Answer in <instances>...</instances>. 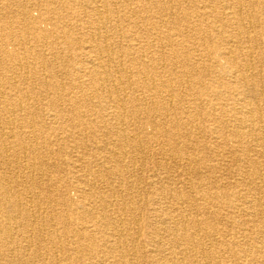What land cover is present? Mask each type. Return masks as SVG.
I'll return each instance as SVG.
<instances>
[{
    "label": "bare ground",
    "instance_id": "6f19581e",
    "mask_svg": "<svg viewBox=\"0 0 264 264\" xmlns=\"http://www.w3.org/2000/svg\"><path fill=\"white\" fill-rule=\"evenodd\" d=\"M83 1L56 0V2L53 1L46 5L45 14L47 15L43 16L41 13L39 17H34L31 12H28L26 9L29 5H25L22 0H0V264H32L33 262L30 260L34 258L36 259L38 256L48 264H105V261L97 257L110 254V252L114 254L111 256L113 259L112 263L110 262L111 264H140L139 257L141 255H139L137 251V242L143 234L144 228H142V214L134 213L137 211L136 205H138L140 201L134 197V194L129 192L127 196L125 195L126 197L119 199L117 202H113L110 199L107 200L105 196L96 190V184L90 179L91 174H80L78 179H80L81 185L84 186L83 188L86 195L88 191L89 193H92L93 191L97 193L96 196L90 194V197H94L95 200H98L100 203V209H93V211H91L87 203L69 200L64 202L66 212L63 216H58L56 214L53 219L42 224V226L37 227L34 225L42 222L43 217L46 214L53 216L52 211H54L55 202L50 199V201H45V198L48 192L58 193L59 191L57 187L55 188L53 186L54 188L49 189L48 186L35 182L34 172L40 171V174L45 176L46 170L44 166L46 165V160L44 157L37 155L42 149L45 141L41 140V130L37 125L39 122L36 123L37 120L33 119L34 110H31L32 96L29 93L30 70L35 73L38 72L40 76L37 79L43 86L45 85L48 87L47 85L54 84L52 79L53 75L49 73L42 74L41 70L44 69L43 67L60 65V75L69 76L73 75V66L76 65H69L70 63L63 58L51 63L50 60H48L46 51L56 53L62 49L69 52L73 50H81L85 59L82 64L76 65L78 66L77 70L80 71L79 69H81L80 72H84L85 74L91 73L100 78L102 82L94 88V96L103 95L102 97H106V101L107 98H109L107 102H112L114 108H116V121L111 125L105 124L100 132V136L95 138V142L98 139L104 140L105 138H108V144L114 147L111 148L107 146V144H101V146H99L94 143L92 145L93 155L96 157L95 166L98 169H102L100 170L101 173L99 177L103 175V178H99L98 180L106 184L108 190L112 193H116L120 189L123 190V187L126 185L127 187L129 186V182L125 176L129 177L132 174L127 172V166L129 164L136 165L141 159H143L140 156V153H142V150L144 149L145 141H143L141 137H138L139 134L134 138L128 136L125 127V117L131 116L136 111L140 110L142 104L145 102L137 97L126 98L128 97V89L131 90L134 85V82L131 81L132 78H134L133 76L137 75L139 78L143 77L151 79L150 86L147 84V81L143 86L141 85V89L147 94H158L159 90H161L165 92L164 98L168 99V104L170 103L172 106V103L174 102L173 89H175V86L169 73V69H165L166 78L160 81L159 86L156 85L155 78L151 75V72L157 70L156 65L154 61H151V59L147 60L146 58L147 53H153V51H147L145 48H136L138 44L136 45L132 39H126L127 42L125 44L118 43L117 46L122 47V50H120L122 52H132L131 50L134 49L133 52L135 55L133 58L130 57L132 59H129V61H131L129 64L132 66H139L127 68L125 67L127 64L125 59L121 58L123 55L121 57L117 56L118 53L115 51V43L109 41L108 34H105L108 29L117 32L120 29V25H123L124 22H128L129 24L134 23L136 25L142 22L145 18V11L148 9H150V11L153 10V4L158 5L160 13L164 10L169 11V9L173 7L168 3L169 1L136 0L141 3L140 5L138 4L141 7L134 9L131 6L132 9L129 10H124L117 4L119 3L121 6L132 5L134 0ZM29 2L34 7L39 5L36 1ZM86 2H88V4ZM186 2H189L192 8L191 12H184L179 15L171 11V13H167L168 16L175 15L170 17L171 19H174L172 29L174 30L175 28L177 31L181 29L185 30L192 38L194 46L197 45V47H204L205 45H208V47L204 54V58L202 54L193 55L190 52L182 54L186 60L191 61L184 70L182 82L191 80L194 83L197 81L200 85L198 88V90H200L198 93L200 94H194L193 97L196 99L199 97L203 99L204 97L206 100V95L214 96V102H206L207 105H212V109L216 111H212L211 115L208 114L206 118L208 122L206 128L209 134H215V140L217 142H225L229 138L226 137V134L224 133L223 125H226V127L228 125L233 127L234 130L232 136L240 138L241 131L239 128L242 127V125L248 126V123H246L247 119L244 117L241 119L237 118V120L234 121H228L229 119H226V121L222 119L223 115L221 111L224 110V106L221 102L223 99L222 91L219 89L223 75L226 77H228L227 75L229 74L233 75L234 72L231 69L238 67L237 58L234 57V52L239 46L233 45L232 42L234 39L230 36L227 28L224 27V31L220 30L214 22L217 18L223 19L224 15L226 17L233 15L235 21H238V19L241 20L243 18L244 13H247L246 16H250V23H255V25L260 28V33L258 32V34H264L263 27H260V23H264L262 22L263 18L260 12V8L264 6V0H186ZM58 5L60 6L59 8L63 9L54 13L55 10H57ZM199 7H201V9H199ZM164 16L162 17V20L164 19ZM64 19L69 20V27L60 30L59 28L62 26H59L58 24ZM78 22L79 25H81L83 32L75 36L72 27ZM43 23H46L47 26L49 25L52 28H44L42 26ZM87 23H89V25L86 27L85 24ZM143 24H145L144 21ZM241 24L243 25V22ZM146 25L148 27L150 25L149 28L152 29H157L159 27L156 23H151V21ZM245 29L247 30V28ZM105 30L106 32H104ZM224 32L227 33V35L223 36ZM240 33L239 35H241ZM248 34H250V31ZM152 35L153 34H151V36ZM160 35L161 37L159 38L166 41L165 39H167V36L165 34ZM57 37L63 38L61 46L57 44L58 46L54 47L46 43ZM29 38L41 42L42 45L40 44L41 46L36 48L26 47L27 39ZM154 42L157 41L154 40ZM152 44L154 43L152 42L151 45ZM151 45L150 47L148 46L149 49H152ZM192 50L194 49L192 48ZM169 51V48L164 45L159 50H154V53L158 52L160 56L166 57V61L164 62L166 66L169 63L168 59L170 57L167 55ZM30 53L33 55L34 59L31 62H27V55ZM171 57L173 60H177L180 55H178L177 52H173ZM250 59L251 62L254 61L252 57ZM223 60H226L224 65H222ZM205 77H209V82L207 84L204 83V79H206ZM94 80L95 78H93L92 82ZM107 80L110 82L112 81V83L114 82V84H107ZM62 86H64V84ZM74 86L82 89L84 85L79 83L76 78ZM91 86L92 83L90 87ZM122 91L124 92V95L122 94ZM62 93H59L58 95L64 97ZM233 93L235 94L234 91ZM153 97H155V99L158 98L155 94ZM60 102H62V99ZM127 103H131V105L127 106ZM174 106L177 105L175 104ZM99 108L102 109L97 105L95 111ZM177 108H179V110H176L180 117L178 118L174 113L172 118L179 121L172 125V128H170V126L167 127L164 136L168 139V148H161L162 151L160 150V152L163 153L166 158L171 157L172 160L176 159L178 162L177 165H185L191 169L197 159L193 157H184L182 155V148L179 147L180 144L178 139L182 138V136L188 141L190 139L193 140V137L198 139L200 131H197V129L199 125L195 123V119H192L188 110L181 105ZM51 110L52 108H50V112L53 113H49L48 117L51 116L52 120H56L55 122L65 116L79 117L82 115L80 122L70 124L71 129H75L77 126L85 127L81 125H87V127L90 128L92 124H98L97 122H89L90 119L88 121L85 119V114H81L83 111L81 106L75 105L61 110ZM247 111L248 113L250 112L249 110ZM83 113L85 112L83 111ZM211 120L214 123H211ZM250 121L251 124L249 127L252 132L264 130V123L262 120V122H255L254 119H250ZM80 127L76 129H79ZM76 132L74 134H76ZM78 134L80 135V133ZM160 135L162 136V134ZM76 141L69 142L71 144H69L70 148L76 149L84 145L83 143L80 144ZM57 144L60 149L66 147V141H61L54 145L56 146ZM186 145L191 146L193 144L187 143ZM199 146L200 145L198 144H194L193 149H197ZM183 147L185 146L183 145ZM239 147L242 148L241 145L234 148L231 160L241 162L246 166H251V168H249L251 186H244L246 174L242 175V178L244 177L243 179L236 180L234 185L239 187V190H237L239 193H246V195L240 199H234L231 198L232 193L230 192L228 193L221 190L219 194L206 190L205 193L200 194L203 204L201 203L199 206H195V204L194 206L191 205L192 198L189 195L180 197L175 203L172 201L159 202V206L155 208L154 212L150 213H153V215L157 214L156 217H159L157 221L160 225H163L161 227H166V230L159 235L150 237L149 241L150 243L155 244V248L150 251L151 254L146 256L147 260L145 259V264H264V260L261 263L257 261L255 257L256 255L264 256V192L261 191L262 194H259L258 196L254 194L247 195L252 189H260V187L264 185V174L260 172V169L264 170V162L253 160L251 159L252 157L245 156L244 154L239 155ZM133 153H135V155L131 156ZM261 153L264 155V149ZM23 158H25V161H23ZM147 159L149 158L147 157ZM218 160L216 159V161ZM224 160L225 159L222 161ZM140 166L142 167V164ZM168 167L171 168L169 164L162 168L168 169ZM16 168L23 171H29L30 173V181H27V183L24 184L19 183L20 186H17L19 187L17 190L15 184L20 170L15 172ZM3 170H6L7 172L12 170L13 173L10 174V176H7L2 174ZM130 178H132V176ZM42 179H44V177ZM224 179L223 176L199 178L198 182H193L191 180L190 182L185 181L184 187L189 188L192 192H199L204 189H211V187L214 186L225 185L226 183L223 181ZM134 185L133 187H135ZM179 191L180 190H177V192ZM254 191H252V193H254ZM235 200H239L236 206H234ZM7 204H10L13 209L11 214H6L3 211ZM214 205L220 206L214 210ZM221 205L225 207V213H222L221 210L218 209L221 208ZM127 208L129 209V212H127ZM194 209L198 211L201 217L192 215L191 210ZM166 210L168 212H165ZM176 211L184 214L182 221H177L175 219L174 213H177ZM208 213H212L214 216H219L222 219V222H209L205 218ZM239 214H243V217H246L238 220L236 216ZM79 221L86 224L88 223V225H84L83 223V226H81L83 229H81L80 226L79 229L74 228V225L79 224ZM32 225L33 227L30 228ZM48 225L50 228L47 230ZM235 228L237 231H235ZM65 232L68 234L72 233V236L63 241L62 239ZM236 232L242 235L245 239L241 241L238 240L236 238ZM249 232L255 234L254 239L246 238V234ZM22 234L27 236L25 247L30 250L32 249L31 253L34 251L32 254L23 252V249H26L24 245H22V242H20L21 240L19 241L18 239ZM49 243L52 247H56L55 251L50 250L52 247L47 245ZM37 245L44 246L47 249L42 253H38L34 250L35 248H38ZM6 250L8 253H5ZM166 251L168 252L166 253Z\"/></svg>",
    "mask_w": 264,
    "mask_h": 264
},
{
    "label": "rangeland",
    "instance_id": "374dc122",
    "mask_svg": "<svg viewBox=\"0 0 264 264\" xmlns=\"http://www.w3.org/2000/svg\"><path fill=\"white\" fill-rule=\"evenodd\" d=\"M22 1H23V3H25V5L26 4L29 5L28 7H26V9L28 12L30 11L34 17H39L41 15V13L43 14V16L47 15V14H45L46 5L53 2V1L56 2V0H29V1H36L37 4H39V5L34 7L27 0H22ZM79 1L81 2L83 0H79ZM85 1L86 0H84L83 2H85ZM168 1H169L168 3L171 4V6H173L169 9V11L164 10V11H162V13H160V10L158 9L157 4L152 5L153 10L150 11V9H148L147 11H145V13H144L145 18L143 19L145 24H143V21L138 23L139 25L138 24L136 25L134 23L129 24L128 22H124L123 25H120V29L117 32L113 31V30L110 31L109 29L107 30V32H106V30L104 31V32H106L105 34H108L109 41H112L115 43V51L118 53L117 56L121 57L123 55L121 58H124L126 63L129 65L128 66L126 64L125 67L131 68L134 66L135 67L139 66V65L132 66L131 64H129V63H131V61H129V59H132L135 55V53L133 52L134 49L131 50L132 52L127 51V53H126L125 51L124 52L120 51V50H122V47L117 46L118 43L125 44L127 42V40L132 39V41L136 45L138 44L136 46V48H145L147 51H150V50L153 51V53L152 52L147 53L146 59L147 60L151 59V61H154L155 65H156L157 70L155 72H151V75L153 76V78H155L156 85L159 86L160 81H162L166 78L165 69L168 68L169 73H170L171 78H172V81H173V84L175 86V89H173V91H174L173 92L174 102L172 103V106H171L170 103L168 104V99L164 98V95H165L164 91L159 90L158 94L154 93L156 96H158V98L155 99V97H153L154 94L149 95L141 89V85L143 86L146 83V81H147V84L150 86V84H151L150 78L149 79L143 78V77L139 78L137 75H134L133 76L134 78H132V80L130 79L131 81L134 82V85H133V88H131V90L128 89V95H127L128 97H126V98L137 97V98H140L143 102L144 101L145 102L142 104V108L140 110L136 111L131 116L125 117V127H126V131H127L126 133L128 134V136H130L132 138H134L136 135L138 136V134H139L138 137H141L142 140L145 142H144V149L142 150V153H140L141 154L140 156L143 159H141L138 162V164L139 163L142 164V167L140 166L141 164H139V165L138 164H136V165L132 164L133 166L131 164H129L126 168L127 172L132 174L131 175L132 178H130L131 176H129V177L125 176L129 182V184H128L129 186L127 187V185H126L123 187L124 192L122 189H120L116 193H112V192H110V190H108V187L106 184H104L102 181L98 180L99 178H103V175L99 177V175L101 173L100 170H102V169H98L95 166L96 157H94V155H93L92 145L94 143H95V145H99V146H101V144H105V145L107 144V146H109L111 148L114 147V146L108 144L109 143L108 138H105L104 140L98 139V140H96V142H95V138L100 136V132H101L102 128L105 126V124L111 125L112 123H114L116 121V119H115L116 115L115 114L117 112H116V108H114V106H113V103L107 102L109 100V98H107V101H106V97L103 98L102 97L103 95L102 96H94V94H93L94 88H96L98 86V84H100L102 82L100 80V78L96 77L94 74H91V73L85 74L84 72H80L81 69H79L80 71L77 70L78 66H76V65L82 64L84 59H85L83 52L81 50L80 51L73 50L74 52L73 51L69 52L65 49H62L61 51H58L56 53H53L52 51H46V55L48 57V60H50L51 63L52 62L54 63L55 60L58 61L60 58H63L64 60H66L70 63L69 65H75L76 64L75 66H73L74 68L72 67L73 68V75H69V76L60 75L61 74L59 71L61 68L60 65L43 67L44 69L41 70L42 74L43 73H49V74L53 75L52 79L54 81V84L47 85L48 87H46L45 85L43 86L40 83V81L37 79L40 76V74L38 72L35 73L34 71L30 70V77H29V80H30V92L29 93L32 96L31 110L32 111L34 110L33 111V113H34L33 119L37 120L36 123L39 122L37 125L39 126V128L41 130L40 131V134L42 137L41 140L45 141V143L42 147L43 150L41 149L39 151V153L37 154L38 156L44 157L46 160L45 161L46 165L44 166V168L46 170V171L44 170L45 176H42L40 174L41 173L40 171L34 172L35 182H38L40 184L42 183L43 185L48 186L49 189L57 187L58 191H59L58 193H56V192L49 193L48 192L46 195V198H45V201L51 200V201L55 202L54 203V211H52L53 216L46 214L43 217L42 222H39L38 224H34V225L37 227L42 226V224L48 222L50 219H53L56 214L58 216H63V214L66 212V206H65L64 202H67L69 200H72L74 202H85L88 204V207H89V209H91V211H93V209H100V203L98 202V200H95L94 197L93 198L90 197V194H94V196H96L97 193L94 191L92 193H89V191H88V193L86 195L85 190L83 188L84 186L81 185V181H80V179H78L80 174H91L90 179L92 180V182L94 184H96V187H97L96 190L100 194L105 196V198L107 200L110 199L113 202H117L119 199H123V197H126L128 192H129V193L134 194V197L140 201V203L138 205H136L137 211L134 212L136 214H139V213H140V215L142 214L141 215L142 216V226H143L142 228H144L143 234L140 236L139 241L137 242V251H138L139 255H141L139 257L140 264H145V259L147 260L146 256L151 254L150 251L155 248V244L150 243V241H149L150 237H154L155 235H159L166 230V227H161L163 225H160L159 222L157 221L159 219V217L158 218L156 217L157 214L153 215V213H150V212H154L155 208L157 206H159V202L172 201L175 203L176 200L180 199V197H183L184 195H186V196L189 195L192 198L191 199L192 200L191 205L194 206V204H195V206L196 205L199 206L201 203L203 204V200L201 199L200 194L205 193L206 190L213 192V193L216 192L219 194H220V191L223 190L225 192L232 193L231 198L240 199L244 195H246V193L245 194L239 193L237 191V190H239V187H236L234 185V183L238 179H243L244 177L242 178V175L246 174L245 175L246 181H244V186H251V183H250L251 179L249 176L250 175L249 168H251V166H246L245 164H242L241 162L231 160V158H232L231 155H232V153H234V151H233L234 148L241 145L242 148L241 147L238 148V149H240V150H238L239 155L244 154L245 156L252 157L251 159H253V160H256V161L260 160L261 162H264V155L261 153V151L264 149L263 148L264 147L263 146L264 145V133H263L264 130L252 132L250 130V127H249L251 124L250 119H252V120L254 119L255 122H259L262 120L264 123V34H261L262 36L258 34L260 28L258 26H256L255 23L254 24L250 23V21H251L249 19L250 16H246L247 13H244L243 18L241 19L242 21L240 19H238V21H235V19L233 18L234 17L233 15H230L229 17H226L224 15L223 19L217 18L215 20L213 18L215 20L214 24L217 26V28H219L220 30H223V31H224V29H223L224 27L227 28L230 36H232L234 39V41L232 42L233 45L239 46L238 49L235 50V52H234V57L237 58L236 60L238 62V64H237L238 67L231 69L234 72L233 75L229 74V75H227L228 77L223 75V77L221 79L220 87H219V89H221V91H222L223 99L221 100V102L224 106L223 107L224 110L221 111V113L223 115L222 119H224V120L229 119L228 121H234V120H237V118L241 119L242 117H244L247 119L246 123H248V126L242 125V127L239 128L241 131L240 132L241 133L240 138H235L234 136H232V133L234 130L233 127H231L228 124H227L228 125L227 127H226V125H223L224 133L226 134V137H229V138L227 139V141H225V142L223 141V142L219 143L215 140L216 139L215 134H211V133L209 134L207 132L208 130L206 128V126L208 124V122L206 120L208 114L211 115L212 111L216 112L212 109L213 108L212 105H210V104L207 105L206 102L207 101L209 103H210V101L214 102V100H215L214 96H209V95L207 96L206 95L205 96L206 100L204 99V97H203V99H201L200 97L196 99L193 97L194 94L195 93L200 94V93H198L200 91V90H198L200 85L197 83V81H195L194 83L191 80L186 81V82H182V78L184 77L183 76L184 70L188 66V64L191 62V61L186 60L182 56V54L188 53V52H190L193 55L194 54H202L203 58H204V54L207 51L208 45L207 46L205 45L204 47H197V45L194 46L192 38L189 36V34L185 30L181 29V30L177 31V30H175L174 27H173L174 30L172 29V25H174V19L173 18L171 19L170 17H173L175 15L168 16L167 13L174 12V13H177L179 15V14H183L184 12H191L192 8H191L189 2H186V0H168ZM171 2H173V3H171ZM86 3L88 4V2H86ZM86 3H84V4H86ZM138 4L140 5L141 3L139 1L134 0V3H132V5H124V6L122 5L123 7L119 3L117 5L124 10H129L132 8L136 9L137 7L140 8L141 6H139ZM217 5L220 6L219 4H217ZM131 6H132V8H131ZM59 7L60 6L58 5V8H57V10H55L54 13H56L58 10L60 11L63 9V8L61 9ZM164 8H165V2H164ZM263 8H264V6L260 8V12H261L262 18H263L262 22H264V11H263L264 9ZM199 9H201V7H199ZM142 15H143V13H142ZM163 16H164V19L162 20ZM148 17H149V19H148ZM83 20H85V19H83ZM150 21H151V23H156L159 27L157 29L149 28L150 25L148 27L146 24H148V22L150 23ZM170 21H171V23H170ZM85 22H87V21H85ZM242 22H243L244 26L241 24ZM235 24H237V25H235ZM58 25L62 26L61 28H59L60 30L66 29V27H69V20L64 19ZM77 25H79V22L76 23L74 25V27H72V31H73V34L75 36H77V35L81 34V32H83V30L81 29L82 28L81 25H79V26H77ZM85 25L87 27V25H89V23H87ZM143 25L144 26L146 25V26L144 27ZM260 25H261L260 27H263V33H264V23H260ZM42 26L44 28H47V27L52 28L49 25L47 26L46 23H43ZM245 28H247V30L250 29L249 30L250 34H248L249 31H247ZM122 30L123 31L125 30L127 32H125V31L123 32ZM157 31H158V33H157ZM253 31H255V32H253ZM161 32H163V33H161ZM239 33L241 35H239ZM151 34H153V35L151 36ZM160 34H162V35L165 34L167 36V39H165L167 42L164 41L162 38H159V37H161ZM224 35H227V33L224 32L223 36ZM154 40L157 42H154ZM62 42H63V38L57 37V38H54V40L51 39L46 43H48L54 47H57L58 45L61 46ZM152 42L154 44L151 45ZM237 43H238V45H237ZM40 44L42 45L41 42H37L34 39L29 38V39H27L26 47L36 48V47L41 46ZM150 45L152 46V49H149ZM163 45L167 46L170 50L169 53H167L168 57H170L168 59L169 63L167 66L164 64V62L166 61L165 60L166 57L160 56V54H158V52L154 53V50H159ZM171 45H172L173 49L171 48ZM240 45L242 46V48ZM254 47H255V50H254ZM192 48L194 50H192ZM173 52H177L178 55H180L179 59L173 60V58L171 57ZM52 56L55 59H53ZM130 57H132V58H130ZM163 57H164V59H163ZM194 57H193V60H194ZM251 57H252V59H254V61L252 60L253 62H251V59H250ZM33 59L34 58H33V55L31 53L27 55V62L28 61L31 62ZM225 62H226V60H223L222 65H224ZM246 64H248V65H246ZM175 68H177V69H175ZM237 68H238V70H237ZM114 69H115V67H114ZM247 71H249V72H247ZM244 74H245V76H244ZM76 78L78 79L79 83H82V85H84L82 87V89L76 88L74 86ZM79 78H81V79H79ZM93 78H95V80L92 82ZM205 78L206 79H204V83L207 84L209 82V79H208L209 77H205ZM112 79H113V77H112ZM188 79H190V78H188ZM252 81H253V83H252ZM90 82L92 83L91 87H90V85H91ZM107 82H108L107 84L112 83V81L110 82L108 80H107ZM84 83H86V84H84ZM244 83H245V85H244ZM63 84H64V86H62ZM113 84H114V82L112 83V85ZM246 84H247V86H246ZM81 90H82V92H81ZM233 91L235 92V94L233 93ZM59 93H62L64 95V97L59 96L58 95ZM123 93L124 92L122 91V94ZM237 94H238V96H237ZM92 96H94V97H92ZM61 99H62V102H60ZM57 101L59 104L57 103ZM151 104H153V105H151ZM175 104L177 106H174ZM75 105L81 106V109L85 112V113H83V111H82L81 114H85V119L87 121L90 119L89 122H91V123L97 122L98 124L97 125L92 124V126H90V128L87 127V125H81V126H85V127L77 126L76 128H78V127H80V128L79 129H76V128L71 129L70 124H75V122H77V123L80 122L82 115L79 117H77V116H75V117L65 116L63 118H60V120L57 122H55L56 120L55 121L52 120L51 116L48 117L49 113H53V112H50V108H52V110L55 111V110H61L63 108H67V107H73ZM94 105H95V107H94ZM97 105L100 106L102 109L99 108V109H97V111H95ZM130 105H131V103H127V106H130ZM180 105L189 111L192 119H195L196 120L195 123H197L199 125V127L197 129V131L198 130L200 131L198 139L193 137V140L190 139L188 141V140H186V138H184V136H182V138L178 139V142L180 144L179 147L182 148V152H181L182 155L184 157H188V158L193 157V158L197 159L196 163H194L192 165L191 169H190V167H187L185 165H180V164L177 165L178 162L176 161V159L172 160L171 157L166 158L163 155V153L160 152L161 148H163V149L168 148V144H167L168 139L166 136H164V133L167 130V127L170 126V128H172V125H174L176 122L179 121L177 119H173L172 115H174V113H175L178 118L180 117L177 113L178 112L177 110H179V108H177V107L178 106L180 107ZM83 107H85V108H83ZM242 109H243V111H242ZM149 110H151V111H149ZM247 110L250 111L249 112L250 114L248 113ZM37 111H38V113H37ZM35 113H36V115H35ZM137 114H139V115H137ZM168 114H169V116H168ZM248 119H249V121H248ZM212 122L213 121L211 120V123ZM47 126H48V128H47ZM248 131H250V132H248ZM75 132H76V134H74ZM136 132H137V134H136ZM78 133H80V135ZM160 134H162V136ZM61 141H66V147H64V148L62 147L60 149L58 144L56 146L54 144L59 143ZM70 141L71 142L76 141V142H79L80 144L83 143L84 145H82L80 148L78 147L76 149H73V148H70V145H71L69 143ZM259 141H260V143H259ZM52 143H54V144H52ZM187 143L193 144V145L188 146V145H186ZM194 144L200 145L199 148L193 149ZM183 145L185 147H183ZM87 146H89V147H87ZM261 146H263V147H261ZM134 155H135V153L131 154V156H134ZM147 157L150 160L147 159ZM216 159L217 160L220 159V160L216 161ZM223 159H225V160L222 161ZM142 160L145 163H143ZM23 161H25V158H23ZM167 161H168V163H167ZM168 164H169V166H171V168L170 167H168V169L162 168ZM163 169H164V171H163ZM17 170L19 171L20 169L16 168L15 172ZM260 170H261L260 172L262 174H264V170L263 169H260ZM240 171H242V172H240ZM12 173H13L12 170L10 172H7L6 170L2 171V174L7 175V176H10V174H12ZM29 175H30L29 171L20 170L19 174L17 175L18 178H20V179H18V178L16 179V184H15L16 187L20 186L19 183L24 184V183H27V181H30ZM220 176H223L225 178L223 181L226 184L223 186L218 185V186L211 187V189L208 188V189H204V190L199 191V192H196V191L192 192L189 188L184 187L185 181L190 182V180H191L193 182H198L199 178H213V177H220ZM43 177H44V179H42ZM152 184H154V185H152ZM133 185L135 187H133ZM177 186H178V188H177ZM244 186H242V187H244ZM129 187H130V189H129ZM18 188L19 187H17L16 190ZM177 190H180L179 191L180 193L177 192ZM254 190H256V191H254ZM153 191H155V192H153ZM252 191H254V193H252ZM261 191L264 192V185L261 186L260 189L259 188L252 189L250 191V193H247V195H253L254 194V195L258 196L259 194L260 195L262 194ZM118 193H119V195H118ZM238 202H239V200H235L234 206H236ZM57 203H59V204H57ZM9 205L10 204L5 205V207L3 209V211L6 214H11L13 212L11 205L10 206ZM117 206H118V204H117ZM219 206L220 205H214V210ZM218 209H220L222 213H225V211H226L225 207H223L222 205H221V208H218ZM127 210L126 211L129 212L128 208H127ZM165 212H168V211L166 210ZM71 213H72V211H71ZM191 213L193 216L201 217V215H199V213H198V211H196V209L191 210ZM185 215H186V213H185ZM174 216H175V219L177 221H180V220L182 221L184 218V214H182L180 212L174 213ZM203 216H205V215H203ZM245 217H243V214H239L236 216V218L238 220H241ZM205 218L209 222H212V223L222 222V219L219 216H217V215L214 216L212 213H208L205 216ZM83 223L84 222L79 221V224L74 225V228L79 229L81 226H83ZM84 225H88V223L87 224L84 223ZM32 227H33V225L30 228H32ZM49 228H50V226L48 225L47 230ZM81 229H83V228L81 227ZM88 230H90V229H88ZM238 230H239V228H238ZM235 231H237L236 228H235ZM246 235H245L246 238H250V239L255 238V234L252 232H249ZM71 236H72V233L68 234L67 232H65L62 240L64 241V239H67V238L69 239V238H71ZM97 236H98V233H97ZM236 238L240 241L245 239V238H243L242 235L238 234L237 232H236ZM18 239H19V241L21 240L20 242H22V245H24V247H25V245H26L25 240L27 239V236L25 234H22L18 237ZM47 245L49 247H52L50 243ZM55 248L56 247H52L50 250L55 251L56 250ZM25 249L26 250L23 249L24 253L32 254L34 252L33 251L31 253L32 249L30 250V249H27L26 247H25ZM45 249H47V248L44 246H38V248H35L34 250L37 251L38 253H42L45 251ZM167 252L168 251H166V253ZM5 253H8V251L6 250ZM113 255L114 254L110 252V254H105L104 256H100L97 258H101V260L105 261V264H111L113 261L111 256H113ZM255 257H256L257 261H259L261 263L264 260V256L256 255ZM30 261L33 262L32 264H48V263L44 262L40 256H38L36 259L35 258L31 259Z\"/></svg>",
    "mask_w": 264,
    "mask_h": 264
}]
</instances>
